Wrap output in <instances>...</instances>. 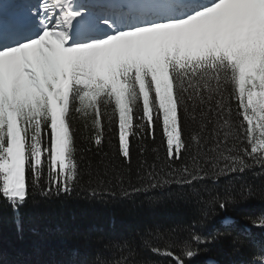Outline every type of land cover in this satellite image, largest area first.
Returning a JSON list of instances; mask_svg holds the SVG:
<instances>
[{
    "label": "snow or ice",
    "instance_id": "1",
    "mask_svg": "<svg viewBox=\"0 0 264 264\" xmlns=\"http://www.w3.org/2000/svg\"><path fill=\"white\" fill-rule=\"evenodd\" d=\"M11 7L15 17L7 6L0 13V196L14 212L33 192L67 193L78 181L74 118L95 130L97 146L115 125L128 162L132 138L154 140L160 129L169 160L194 151L195 162L203 152L217 176L264 169V0H21ZM183 171L191 179L177 183L208 175ZM161 183L169 181L148 186ZM244 199L213 197L197 223L203 227L216 208ZM224 223V232H192L181 255L171 245L149 250L175 264L199 256L201 245L228 243L239 255L243 242L231 235L236 222ZM253 224L264 228V219ZM255 247L244 264H264L252 259L264 257V242ZM136 255L133 241L120 238L90 264H137ZM205 264L222 262L209 256Z\"/></svg>",
    "mask_w": 264,
    "mask_h": 264
},
{
    "label": "trees",
    "instance_id": "2",
    "mask_svg": "<svg viewBox=\"0 0 264 264\" xmlns=\"http://www.w3.org/2000/svg\"><path fill=\"white\" fill-rule=\"evenodd\" d=\"M230 104L232 119L238 122L237 102ZM73 130L80 175L70 192L53 191L47 197L33 192L19 213L0 196V264H90L97 250L120 238L133 241L137 264H175L172 258L155 255L149 248L171 245L169 250L181 255V242L192 232H224L229 217L236 222L231 235L243 242L240 254H231L228 243L210 249L201 245L200 255L193 260L182 256L185 264H205L209 256L222 264H244L251 252L258 251L255 245L264 242V228L253 224L264 219V169L258 165L217 176L203 152L195 162L194 151L169 160L160 129L154 140L144 134L132 138L128 162L120 154L115 125L105 132L99 146L94 143L95 130L85 127L82 118L73 119ZM241 146L248 147L246 143ZM244 158L252 163L249 157ZM185 167L189 172L203 169L208 175L192 184L177 183L191 179L183 171ZM157 179L169 183L148 186ZM41 187H48L46 178ZM229 194H244V202L224 211L216 208L201 227L197 223L200 210L210 207L213 197ZM113 255L119 253L105 251V256Z\"/></svg>",
    "mask_w": 264,
    "mask_h": 264
},
{
    "label": "bare ground",
    "instance_id": "3",
    "mask_svg": "<svg viewBox=\"0 0 264 264\" xmlns=\"http://www.w3.org/2000/svg\"><path fill=\"white\" fill-rule=\"evenodd\" d=\"M5 5H8V4H5ZM13 11H14V10H13V8L11 7V4H9V5H8V11H7V14H8V13L11 14V12H13ZM14 13L16 14V10H15Z\"/></svg>",
    "mask_w": 264,
    "mask_h": 264
},
{
    "label": "rangeland",
    "instance_id": "4",
    "mask_svg": "<svg viewBox=\"0 0 264 264\" xmlns=\"http://www.w3.org/2000/svg\"><path fill=\"white\" fill-rule=\"evenodd\" d=\"M2 0H0V2H1ZM4 4H8L9 5V0H5V3ZM7 5V6H8Z\"/></svg>",
    "mask_w": 264,
    "mask_h": 264
}]
</instances>
